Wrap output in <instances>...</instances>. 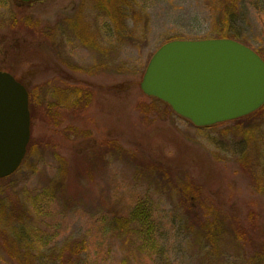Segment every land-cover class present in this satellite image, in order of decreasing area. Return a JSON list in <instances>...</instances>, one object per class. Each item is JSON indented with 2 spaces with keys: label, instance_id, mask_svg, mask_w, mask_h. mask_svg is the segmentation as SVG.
<instances>
[{
  "label": "rangeland",
  "instance_id": "obj_1",
  "mask_svg": "<svg viewBox=\"0 0 264 264\" xmlns=\"http://www.w3.org/2000/svg\"><path fill=\"white\" fill-rule=\"evenodd\" d=\"M124 1L136 33L94 0H0V70L34 109L24 161L0 181V264H264V108L199 127L140 86L173 37L226 26L264 55V0L227 18L216 0ZM140 198L149 239L114 222Z\"/></svg>",
  "mask_w": 264,
  "mask_h": 264
},
{
  "label": "water",
  "instance_id": "obj_2",
  "mask_svg": "<svg viewBox=\"0 0 264 264\" xmlns=\"http://www.w3.org/2000/svg\"><path fill=\"white\" fill-rule=\"evenodd\" d=\"M140 86L194 125L212 126L264 105V58L230 37L173 39L154 52ZM30 139L28 88L0 70V179L19 169Z\"/></svg>",
  "mask_w": 264,
  "mask_h": 264
},
{
  "label": "trees",
  "instance_id": "obj_3",
  "mask_svg": "<svg viewBox=\"0 0 264 264\" xmlns=\"http://www.w3.org/2000/svg\"><path fill=\"white\" fill-rule=\"evenodd\" d=\"M94 1H96L98 4L100 3L99 6H101V8L107 10V12L110 15L111 21L114 23V25L117 29L118 28L125 29V28H127V25H128L133 33L137 32V30L141 24L136 20L135 16L132 17L133 22L130 23L132 26H130V24H128L127 12L132 7L131 3H128L124 0H94ZM216 2L218 3L217 6H219L218 8H219V12H220L221 16L223 15V17H221V18H227L228 16H234V12H235L236 7H237L236 0H216ZM131 11H132V8H131ZM231 18L232 17H229V19H231ZM35 24L29 23L28 26L33 27ZM231 36L232 35H231L230 28L225 26L219 30L213 31L212 36H210V37H230V38H232ZM174 38H176V37L165 40V42L170 41ZM261 56L264 58V55H261ZM29 95H30V92H29ZM148 97H151L154 101L158 100L157 98L152 97V96H148ZM31 100L32 99H31V95H30V109H31V112L33 114L34 109H32ZM166 106L171 109V107L168 104H166ZM263 108H264V106H262L259 110L255 111L249 115H246V116L249 117L251 115H254V114L258 113L260 110H262ZM147 109L149 110L150 107H147ZM146 111L147 110L144 109V112H146ZM240 119H236L235 121H238ZM206 127H214V125L213 126H206ZM6 178H8V177H6ZM6 178H1L0 181L5 180ZM250 215H251V218L253 219L252 224H255V219H256L255 213L251 212ZM114 222H115V225L120 226L121 228H123V230L124 229L126 230V228H124V227H126L129 224H132L133 226L137 227L136 228L137 230L135 229L136 233H138V234L140 233L141 235H144L148 239L150 238L151 233H153V231H154L151 205H150L149 201L147 199H144V198L143 199L140 198L135 202V204L132 206L130 212L128 213V215L126 217H122L120 215H117L115 217Z\"/></svg>",
  "mask_w": 264,
  "mask_h": 264
}]
</instances>
